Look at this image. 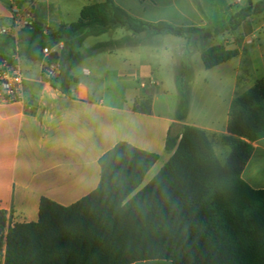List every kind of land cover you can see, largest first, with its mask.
Wrapping results in <instances>:
<instances>
[{
    "label": "crops",
    "instance_id": "crops-1",
    "mask_svg": "<svg viewBox=\"0 0 264 264\" xmlns=\"http://www.w3.org/2000/svg\"><path fill=\"white\" fill-rule=\"evenodd\" d=\"M27 1L0 0V29L12 23L13 10L31 8L34 16L32 28L18 31L23 100L0 104V210L6 213L7 226L37 222L41 198L68 207L87 196L98 186L100 157L118 143L158 155L140 188L168 161L171 153L165 151L166 139H178L183 126L204 130L218 159L220 154L228 157L230 149L224 148L221 137L228 135L230 107L264 79V12L250 15L236 29L227 26L235 13L261 0H198L200 10L190 0H113L135 19L194 27L210 34L187 39L149 31L133 35L125 29L118 38L117 29L124 28H117L91 35L81 40L80 62L68 73L60 66V75L49 81L42 75L46 62L42 54L30 60L23 53L38 40L35 26L48 43L45 48L53 49L55 42L47 39L49 34L76 22L84 6L103 0H64V15L74 20L64 24L54 15L56 2L36 0L33 10L34 6L26 8ZM122 38L135 43L91 53L97 45ZM216 45L237 50L238 55L211 69L203 64L193 69L201 49ZM14 49L13 39L0 35V60L10 58ZM185 53L191 69L186 83L188 112L180 121L176 78ZM146 97L151 100L149 114L135 108ZM251 146L241 178L252 189L262 190L264 138ZM132 264L172 263L144 260Z\"/></svg>",
    "mask_w": 264,
    "mask_h": 264
},
{
    "label": "trees",
    "instance_id": "trees-1",
    "mask_svg": "<svg viewBox=\"0 0 264 264\" xmlns=\"http://www.w3.org/2000/svg\"><path fill=\"white\" fill-rule=\"evenodd\" d=\"M190 1L200 10L198 0ZM262 12L264 0L249 4L231 17L227 27L236 29L250 15ZM117 28L133 35L149 31L187 39L207 33L166 22L147 23L128 15L113 0H103L84 6L76 22L60 26L47 39L63 43L57 62L68 73L81 60L78 49L83 38ZM35 29L37 42L23 50L30 60L40 59L48 46L38 25ZM134 43L122 38L97 45L91 53ZM237 55V50L222 45L200 51L205 69ZM184 87L179 74L176 117L180 121L188 112ZM135 108L149 114L150 98L139 99ZM227 132L221 141L230 153L223 164L206 132L186 125L178 139H166L165 151L171 155L142 188L158 155L122 142L100 157L98 186L74 204L64 207L41 198L37 222L13 226H7L6 213L0 210L2 264H132L144 260L264 264V189L254 190L241 178L252 142L264 138V79L233 101Z\"/></svg>",
    "mask_w": 264,
    "mask_h": 264
},
{
    "label": "built area",
    "instance_id": "built-area-1",
    "mask_svg": "<svg viewBox=\"0 0 264 264\" xmlns=\"http://www.w3.org/2000/svg\"><path fill=\"white\" fill-rule=\"evenodd\" d=\"M24 12L12 11L13 20L9 26L0 29V35L9 36L15 44L14 53L10 58L0 60V104L22 102L23 100V76L18 62V31L34 26V16L30 10ZM63 49L61 41L54 43V48H44L41 51L46 62L42 69V75L46 80H52L60 75L61 67L57 60L50 58L52 52ZM141 87H144L142 84Z\"/></svg>",
    "mask_w": 264,
    "mask_h": 264
},
{
    "label": "rangeland",
    "instance_id": "rangeland-1",
    "mask_svg": "<svg viewBox=\"0 0 264 264\" xmlns=\"http://www.w3.org/2000/svg\"><path fill=\"white\" fill-rule=\"evenodd\" d=\"M50 1H51V3L56 2L55 9H54L55 10L54 15L56 17H59L60 21H62L63 24L68 23L70 21H74V20H71L72 18H70L69 16L64 15V0H50ZM25 6H26V8H29L30 6H34L33 10H35L36 9V0L27 1ZM125 33H126L125 29H117V37L118 38H121ZM205 42L209 43V41H207V40ZM189 43H192L191 40ZM189 47H191V45ZM188 50L186 52H188ZM186 61L187 60H186V53H185V55L182 56L181 69L178 71V74L182 75V77H183V83L185 85V87H184L185 89H186V83L188 82V78L190 76V72H189L190 68L186 65ZM198 67L199 68L202 67V62H201L200 58H197V59L195 58V60H193V69H197ZM224 148H227V147H225V145H224ZM225 160H226V155L220 154V157H219L220 163L223 164L225 162ZM1 263H2V253H0V264Z\"/></svg>",
    "mask_w": 264,
    "mask_h": 264
},
{
    "label": "water",
    "instance_id": "water-1",
    "mask_svg": "<svg viewBox=\"0 0 264 264\" xmlns=\"http://www.w3.org/2000/svg\"><path fill=\"white\" fill-rule=\"evenodd\" d=\"M50 58H52L53 60H57L58 59V54L56 52H52L50 54Z\"/></svg>",
    "mask_w": 264,
    "mask_h": 264
}]
</instances>
